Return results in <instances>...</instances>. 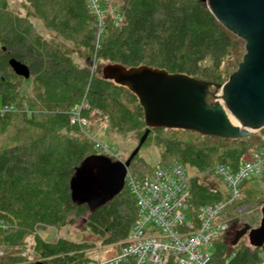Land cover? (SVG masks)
Returning <instances> with one entry per match:
<instances>
[{"label": "trees", "instance_id": "obj_1", "mask_svg": "<svg viewBox=\"0 0 264 264\" xmlns=\"http://www.w3.org/2000/svg\"><path fill=\"white\" fill-rule=\"evenodd\" d=\"M29 1L48 28L107 63L148 65L209 80L205 68L209 60L219 71L213 82L221 83L245 52V41L219 21L204 0H123L119 6L124 14L122 24L115 26L108 18L100 43L86 0ZM11 58L26 63L36 76L33 111H12L13 105L22 107L28 97L20 93L17 80L24 77L14 72ZM85 94L92 107L110 115L118 131L143 128L142 136L144 111L132 91L76 64L68 47L45 39L27 18L9 11L6 0H0V126L15 129L10 141L0 144V219L9 225L0 230V264L22 259L24 237L38 223L61 227L87 215L93 232L109 233L108 242H121L138 218L136 201L126 183L119 194L94 209L72 199L70 180L77 167L87 156L99 153L90 138L69 134L71 129L82 130L71 123L70 116ZM83 113L87 116L85 109ZM14 117L19 118L16 123ZM152 132L159 136L162 162L178 159L200 173L212 171L217 164L237 168L252 155L247 140L252 134L224 139L177 128L158 127ZM185 135L204 139L188 140L182 137ZM138 162L140 169H133L131 162L133 174L141 176L151 170L144 159ZM193 195L201 204L221 198L197 179L193 180ZM231 241L232 235L215 241L217 264H224L233 251L236 254L229 264H255L258 253L264 252V246L242 244L236 248ZM36 243L37 263L73 264L86 258L83 243L68 239L49 242L40 236Z\"/></svg>", "mask_w": 264, "mask_h": 264}, {"label": "water", "instance_id": "obj_2", "mask_svg": "<svg viewBox=\"0 0 264 264\" xmlns=\"http://www.w3.org/2000/svg\"><path fill=\"white\" fill-rule=\"evenodd\" d=\"M204 1L226 28L245 41L237 68L225 83H215L148 65L106 63L103 77L138 97L146 128L125 161L103 154L83 159L70 180L74 202L94 209L119 194L131 161L153 128L184 129L224 139L249 136L264 128V0ZM9 63L17 75L30 77L31 70L23 61L11 58ZM246 235L251 246H264V204L259 225L244 223L235 231L231 245Z\"/></svg>", "mask_w": 264, "mask_h": 264}, {"label": "built area", "instance_id": "obj_3", "mask_svg": "<svg viewBox=\"0 0 264 264\" xmlns=\"http://www.w3.org/2000/svg\"><path fill=\"white\" fill-rule=\"evenodd\" d=\"M86 1L93 15V24L98 28L97 42L100 43L107 17L111 14L112 23L120 26L124 14L115 5L109 7V0ZM84 109L83 103L76 105L70 116L71 123L83 130L89 122ZM93 139L99 152L109 150L114 155L118 152L116 147ZM263 170L264 147L254 151L237 168L217 164L211 172L223 188L204 183L211 192L220 193L221 198L201 204L196 203L193 195V180H199L200 173L190 174L187 164L178 159L168 163L160 160L141 176L133 174L128 168L125 183L136 201L138 218L115 254L86 257L73 264H217L214 256L216 240L229 238L233 228L236 231L244 223L254 227L259 225L260 220L254 223L248 221L246 215L250 209L248 204L241 202V184L249 176L262 175ZM8 226L0 219V230ZM31 235L24 239L22 259L9 264H36L40 261L35 233ZM235 254V251L229 254L224 264H229ZM255 264H264L263 251L258 253Z\"/></svg>", "mask_w": 264, "mask_h": 264}, {"label": "rangeland", "instance_id": "obj_4", "mask_svg": "<svg viewBox=\"0 0 264 264\" xmlns=\"http://www.w3.org/2000/svg\"><path fill=\"white\" fill-rule=\"evenodd\" d=\"M6 2L7 9L9 11H12L14 14L19 15L21 17L27 18L45 39L53 40L57 43L59 42L64 45V47H68L71 50L72 59L76 64H78L79 66L89 67L93 75H102V68L107 63V61L101 58L96 59L92 51L88 50L84 46L76 44L72 39L63 36L59 32L48 28L44 20L39 16L38 12L35 10L31 1L6 0ZM122 2L123 0H109L108 6L114 7L115 5L119 7ZM107 19L112 22V15L110 14ZM205 64L207 66L205 68L209 70V72H207V74L210 76L208 79L209 81L211 80L213 82L219 74V71H217V69L212 66L211 61L208 60L205 62ZM226 64L227 62H224L225 66ZM35 77V74L32 73L29 78H18L17 82L20 93L22 96L25 95L26 97H28V99H24L22 107L13 105V112L20 113L23 110L33 111V109H35ZM226 81H223L221 83H225ZM81 103L85 105V110L87 112L86 117L89 121L88 125L85 126L84 130L82 129L80 131L71 129L69 130V134L72 136H76L82 133L84 136L90 138L93 142H96L93 139L95 138L97 141L107 144L110 147L114 146L118 149V152L115 155L109 152V150L100 151L98 154L106 155L110 157L113 161H125L131 155L134 148L137 146L143 128L129 129L120 132L118 131L117 127L112 125L111 118L108 113L103 112L101 109L92 107L90 105L89 101L86 98V94L84 95V98L82 99ZM1 107L2 99L0 96V109ZM17 119L19 120L18 117H14L15 123L17 122ZM19 125L20 122H18V126ZM2 129L3 126H0V144L10 141V136L15 134V129L13 128H5L3 129V131H1ZM87 131L88 133H86ZM63 133H67V131L63 129ZM251 136V140H247L249 145L251 146L250 153L253 154V152L257 149L264 147V128L256 130ZM158 137L159 136L156 132H150V136H148L138 154L131 161L132 163H134L133 166L130 165L133 169H140L139 162L135 163L139 160V158L144 159V161L150 166H154L161 160L162 146H160L157 142ZM182 137L194 141L204 139L202 136L198 135H185ZM187 168L189 173L192 175L198 173L197 169L193 166L187 164ZM199 180L203 183L206 182L210 185H218V187L220 186L223 188V184L212 175L211 171L201 172L199 175ZM241 186L243 191V198L248 199V202H245L246 204H248V207L250 209L249 213L246 215L248 221L251 223L259 221L261 217V209L264 204V170L262 175H254L247 177L242 182ZM86 216L87 215H81L77 217L74 223L67 224L61 227L45 223H38L35 226V230L27 234L24 239L27 236H32L31 233H35L36 237L40 236L43 240L49 242H55L58 239H68L77 243H83L86 245L84 250L85 256L88 258L108 257L111 254H115L120 246V242H108L107 238L109 237V233H107L106 235H100L93 232L88 226V220ZM242 226L243 225L239 226V228H241ZM231 233L233 239L235 235L234 228ZM242 244L250 245L247 235L243 236L235 245V247L239 248ZM8 248L10 249L9 246Z\"/></svg>", "mask_w": 264, "mask_h": 264}]
</instances>
